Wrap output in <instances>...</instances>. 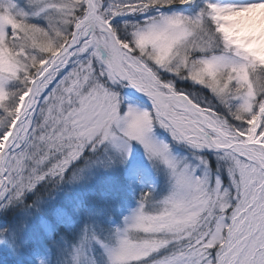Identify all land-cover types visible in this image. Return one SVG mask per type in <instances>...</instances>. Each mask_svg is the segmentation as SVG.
<instances>
[{
  "label": "snow or ice",
  "instance_id": "obj_1",
  "mask_svg": "<svg viewBox=\"0 0 264 264\" xmlns=\"http://www.w3.org/2000/svg\"><path fill=\"white\" fill-rule=\"evenodd\" d=\"M3 264H264V0H0Z\"/></svg>",
  "mask_w": 264,
  "mask_h": 264
},
{
  "label": "trees",
  "instance_id": "obj_2",
  "mask_svg": "<svg viewBox=\"0 0 264 264\" xmlns=\"http://www.w3.org/2000/svg\"><path fill=\"white\" fill-rule=\"evenodd\" d=\"M0 264H3V261H0Z\"/></svg>",
  "mask_w": 264,
  "mask_h": 264
}]
</instances>
